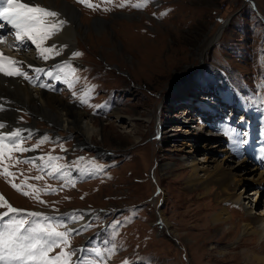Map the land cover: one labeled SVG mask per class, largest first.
Segmentation results:
<instances>
[{"label":"rangeland","instance_id":"1","mask_svg":"<svg viewBox=\"0 0 264 264\" xmlns=\"http://www.w3.org/2000/svg\"><path fill=\"white\" fill-rule=\"evenodd\" d=\"M61 1L76 6L81 12L84 25L89 29L85 38H79L73 51L66 54L57 50L58 55H63L57 72L64 65L71 66L65 72L75 70L71 77L60 72L59 86L63 94H69V86L65 82L67 79L74 84L71 90H77L80 84L90 83L100 92V97L90 93L88 103L79 108L97 124L103 123V139L93 136V144L81 145L77 133L55 131L57 128L49 127L24 107L16 104L13 106L26 115L23 120L29 118L26 114L29 113V120L33 123L35 118V125L39 128L58 132L44 131L26 141L27 145L38 148L45 154V160L49 156L59 157L54 163H68L75 167L80 165L84 171V182H80L78 174L76 181L72 171L66 174V180H61V175L52 180L58 185L54 191L56 195L65 191L69 193L70 197H67L64 205L67 208L84 207L93 212L102 209L105 212L97 215L98 224L107 218L122 224L123 235L121 233L118 237L124 238L127 246L121 242L123 248L120 253L107 257L106 264H132L123 258L128 255L136 261L146 259L156 264H247L245 251L263 253V246L258 239L244 237L240 245H233L241 237V230L226 231L225 226L212 228L208 219L209 210L205 211L208 201L198 198V192L192 193L186 187L188 172L182 170L185 168L183 161L188 156L187 151L191 149L184 145L190 139L184 136L190 128L200 130L203 135L193 142L198 150L193 156L199 162H205L206 157L212 161L227 158L232 167L243 164L240 168L237 166L238 172L242 168L245 171V167H253V157H248L244 152L242 160L232 158L222 133H228L226 129L230 122L238 125L242 132L244 124L241 125L240 121L245 119L244 111L235 115L233 109L242 107L244 98L239 96L238 104H231L230 101L228 107L230 90L216 95L212 91L201 90L196 83L213 82L215 87L225 88L226 84L232 82L255 99L264 95V87H261L264 83L261 63L264 59V0H156V3L148 0L146 4L144 0H111L110 3L107 0H91V3L98 6L95 10L78 0ZM35 3L50 9L48 0ZM136 4L144 6L136 8ZM254 5L262 13L260 20L255 14ZM134 14L137 15L132 16ZM96 22L104 23L106 29L96 30ZM76 52L82 55L77 57L74 55ZM73 57L76 66L71 60ZM56 65L57 62L49 63V71L43 74L42 81L48 85L43 91L47 94L58 95L49 91L50 86L54 87L46 83L49 77L47 73ZM53 79L55 82V75ZM196 90L203 95L209 93V98L215 99L221 107L219 111L213 114L199 111L197 116L193 108H181L183 96L188 98L186 92L194 93ZM58 96L67 105H75L70 104L67 98ZM110 96L117 106L110 113L106 112L105 118H101L100 113L104 109L100 101L104 102ZM196 105L202 107L200 103ZM116 111L122 112L126 118L131 117V122L127 123V119L118 122L114 118ZM257 111H263L261 106L257 107ZM187 119H191L190 128L187 127ZM171 126L178 130L177 136L173 138L165 136L162 131ZM263 128L260 127L262 133ZM69 133L72 136L68 137ZM45 136L48 141L40 143ZM90 145L100 147L102 156H108L111 152L115 157H95L93 151L89 150L92 147ZM211 145L218 147L207 150ZM79 146L82 149L78 150ZM261 153L264 156L262 150ZM168 166L173 168L171 172L164 170ZM8 171L14 176L19 171H27L36 180V189L40 188L41 181H51L48 178L52 176L28 165H14L13 170ZM14 180L23 191L27 190L25 183ZM9 185L12 187L10 182ZM6 188L0 182V196L5 197V200L9 198L13 206L20 205L29 210V202L15 195L22 191L12 187L15 192L13 194ZM243 191L245 205H249V202L253 204L252 216L263 217L264 193L262 196L255 193L263 192V186L259 189L249 186L247 189L243 185L239 193ZM225 206L235 216L232 225L235 228L241 227L246 216L243 207L232 203L221 204V207ZM213 207V203L208 205L209 209ZM163 218L170 223V229L165 226ZM78 241L79 238L72 235L70 247L66 250L72 252L75 245H82ZM86 247L105 248L99 236H94L82 248ZM62 248L57 247L49 255H58ZM220 249L227 251L219 255ZM77 258L73 255V264ZM91 259L97 258L92 256Z\"/></svg>","mask_w":264,"mask_h":264},{"label":"bare ground","instance_id":"2","mask_svg":"<svg viewBox=\"0 0 264 264\" xmlns=\"http://www.w3.org/2000/svg\"><path fill=\"white\" fill-rule=\"evenodd\" d=\"M36 1L44 2L45 0H34V2ZM48 5L50 10L56 11L60 14L59 19L66 21L63 31L59 32L57 35L46 41L44 46L48 47L54 44L56 50H60L67 54L74 50L76 43H79L77 42L79 41V38H85L84 36L88 33L89 27L84 25V22L81 19V12L76 6L71 4V2L48 0ZM2 6L3 3H0V7ZM117 15L126 17L124 14ZM136 15L137 14H134L132 16ZM94 28L96 30H105L106 25L102 22H96L94 24ZM1 33H7V36L5 37L6 41L8 38L11 39L9 41V47L11 50H8L6 56L20 62L18 66L22 71L27 73L29 76V79L27 80H29L31 84V87H25L21 82L24 79L23 77H8L0 73V102L8 105L4 116L5 121H7V128H14L15 125L19 124L17 121V116L19 113L18 110L13 106L16 104L22 108L24 107L26 110H28V112L30 111V114L41 118L47 123V125H49V127L57 128H53L55 131L62 130L68 131L70 133H77V135L80 137L79 144L81 145L93 144V136H99L103 139L105 130L103 123L97 124V122L90 118L88 114L79 107L76 105L72 107L67 105L60 96L53 93L47 94L45 91H43V87L40 86L41 84H44L42 78L44 76L43 74L47 71V68H49V63H56L58 59L61 60L60 58L63 55L56 54L50 56L48 60H44L37 52L35 45H31L30 41L27 42L30 47L21 48V50L17 51L16 49L19 45V42L15 39L14 30H12L11 27L5 23L4 28L0 29V34ZM0 53L2 52L0 51ZM36 69H41L42 71L37 72ZM51 89L52 88L50 86V90ZM191 108H193L194 111L200 109L198 106H192ZM121 113L122 112L120 111H116L114 118H116L118 122L127 119V123H130L131 117L126 118ZM254 114L255 112H253L250 107H247L246 116H248V118L250 117L251 121H248L249 123L246 122L247 120L242 121L245 123V130L243 131L245 135V139L243 141V152L248 157H253L254 160L252 162L254 164L251 162L253 167H245V171H243L242 168V171L238 172L237 169L242 167L243 164L237 165L238 168L237 166L232 167L229 165L227 158L212 161L209 157H206L205 162H199L196 160L193 154L195 155L198 150L195 149V144L193 142L196 141V138H201L203 135L201 134L200 130L191 129L189 127L191 125V119H187V127H189L190 130L184 136L189 137L190 139L187 140L184 145L186 147H190L191 149L187 151L188 156L185 157V160L183 161L185 163V168L182 171L188 172L185 182L186 187L192 190V193L198 192V198L208 201L205 211L209 210L208 219L210 224L213 226L212 228L225 226L227 227L226 231L235 230L238 232L241 230V237H239V239H237L233 245H240L242 242L241 240L244 237H249L252 239H258L260 245L263 246L262 249L264 251V231L260 230V225L264 224V216L256 218L253 217V204L249 202V205H245V192L243 191L242 193H239V188H241L243 185H246L247 189L249 186H256L258 189L263 186L264 189V156L262 155L260 148L256 147L255 149L256 142L264 144V131L262 135L260 134L259 136L258 134V130L261 126H264V123L260 124L258 121H254ZM35 124L36 120L34 118V121L31 125L34 126ZM162 131L165 132V136H172V138L178 134V130H176L174 126ZM217 147V145H211L207 148V150H214L217 149ZM99 148L100 147L92 146L89 147V150L93 152H100L101 149ZM171 169L173 168L168 166V168L164 170L171 172ZM255 193L256 195L260 194L259 196H262L264 191H257ZM246 194L249 196L248 192H246ZM212 203L214 207L216 206V208L213 207L209 209L208 205ZM227 203H232L238 206L241 205L243 210H245L247 217L245 216V218L242 220L243 225L241 227L237 226V228H235L236 226L232 225V221L235 216L231 213L228 207H221V204L226 205ZM262 210H264V207ZM163 222L167 228H171L170 223L166 221L165 218H163ZM226 251V249H220L219 255L225 253ZM244 254L247 258V264H264V252L253 253L245 251Z\"/></svg>","mask_w":264,"mask_h":264},{"label":"snow or ice","instance_id":"3","mask_svg":"<svg viewBox=\"0 0 264 264\" xmlns=\"http://www.w3.org/2000/svg\"><path fill=\"white\" fill-rule=\"evenodd\" d=\"M78 2L93 10L98 7L91 3V0H78ZM107 2L110 3L111 0H107ZM147 2L148 0H144L145 4ZM2 3L3 6L0 7V22H2L0 23V29H3L6 23L14 30L15 39L19 42L17 51L21 50V48L30 47L27 43L30 41L31 45H35L36 49L39 50V55L44 60H48L50 56L58 54L54 44L48 47L44 46L45 42L57 35L65 25V21L59 19L60 14L58 12L41 7L34 0H2ZM143 6V4L134 5L136 8H142ZM4 43L6 41L0 38V44ZM74 55L78 57L82 54L76 52ZM261 63L264 66V59H262ZM19 64L20 62L0 53V73L8 77L29 79L27 73L18 66ZM70 67V65L60 66L58 71L65 72V69ZM36 71L41 72L42 70L36 69ZM74 73L75 70L72 69L69 72H65V76L71 77ZM47 75L51 77L53 73L49 72ZM57 78L59 79V77ZM65 82L68 83L70 88L74 86L73 82L67 79H65ZM40 86L48 87L46 84H41ZM261 87H264V83H262ZM92 91L93 89H88L83 95L81 98L82 104L88 103V96ZM3 110V106H0V111ZM5 127V124L0 123V130H4ZM30 136L31 133L29 132ZM27 138L21 129L8 130L6 133L0 134V161L5 157L11 159L14 152L35 151V148L23 147ZM47 141L48 137L45 136L40 143ZM37 159L44 161L45 157H34L31 161L24 162L35 164ZM59 159V157H47L48 162L43 165L42 170H47V174L50 176L54 173H60L61 177H63L65 174L58 165L53 163ZM17 162L19 163V161ZM0 174L14 176L13 173L8 171V167H4ZM40 178L36 177L35 179ZM27 186L32 188L31 185ZM12 187L17 191H22L23 195L30 196V192L23 191L17 184L12 183ZM33 191L36 190L33 189ZM35 198L39 200V195ZM5 207L7 211L0 213V264H73L72 257L76 255V252H79L80 255L75 264H106L107 257L116 253L114 246L105 247L104 249L86 247L68 252L66 249L70 247V237L73 233L80 235L81 229L70 228L65 220L62 219L57 222L54 218L44 216L39 212L24 213L9 204L3 196H0V208ZM83 219V215L77 216L75 213L69 214L67 217V220L73 223ZM116 224L118 226L119 221ZM90 227V224L85 225L83 231H87ZM59 228H64L65 231H58L57 229ZM102 243L108 245L109 241L104 240ZM61 246L63 248L58 255L54 257L49 255L57 247ZM92 256L97 259H91Z\"/></svg>","mask_w":264,"mask_h":264},{"label":"clouds","instance_id":"4","mask_svg":"<svg viewBox=\"0 0 264 264\" xmlns=\"http://www.w3.org/2000/svg\"><path fill=\"white\" fill-rule=\"evenodd\" d=\"M260 230H261V231H264V224H261V225H260Z\"/></svg>","mask_w":264,"mask_h":264}]
</instances>
